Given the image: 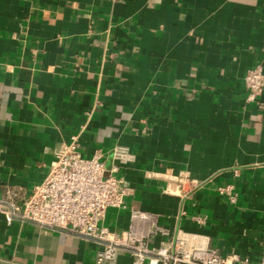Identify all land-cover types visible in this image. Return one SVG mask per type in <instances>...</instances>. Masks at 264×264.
<instances>
[{"label": "crops", "instance_id": "1", "mask_svg": "<svg viewBox=\"0 0 264 264\" xmlns=\"http://www.w3.org/2000/svg\"><path fill=\"white\" fill-rule=\"evenodd\" d=\"M255 65L264 71V0H0V193L29 195L76 137L133 188L104 225L120 232L141 209L257 260L264 92L247 103L243 83ZM179 179L200 187L186 196ZM97 249L0 213V264H94Z\"/></svg>", "mask_w": 264, "mask_h": 264}, {"label": "built area", "instance_id": "2", "mask_svg": "<svg viewBox=\"0 0 264 264\" xmlns=\"http://www.w3.org/2000/svg\"><path fill=\"white\" fill-rule=\"evenodd\" d=\"M243 83L246 102L257 101L264 92L261 66L247 69ZM116 172V166L106 171L98 152L84 157L76 137H72L54 153L46 176L29 195L8 189L0 193V213L8 225L12 221L31 223L91 241L98 246L94 264H113L121 254L128 256V264H264V251L255 261L224 254L210 237L179 227L171 231L158 213L141 209L130 208L129 226L115 232L104 225L106 214L125 208V198L133 192L129 183L115 176ZM172 185L181 186L186 196L200 187L190 179H179ZM230 187H218L217 191L233 202ZM192 220L205 224L202 217Z\"/></svg>", "mask_w": 264, "mask_h": 264}]
</instances>
